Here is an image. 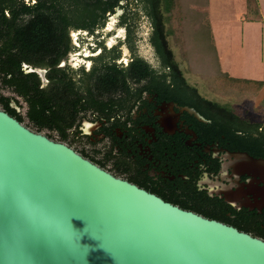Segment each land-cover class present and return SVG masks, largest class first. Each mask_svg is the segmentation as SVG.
I'll use <instances>...</instances> for the list:
<instances>
[{
  "label": "water",
  "instance_id": "obj_1",
  "mask_svg": "<svg viewBox=\"0 0 264 264\" xmlns=\"http://www.w3.org/2000/svg\"><path fill=\"white\" fill-rule=\"evenodd\" d=\"M230 158L259 212L264 159ZM0 264H264V241L113 177L0 110Z\"/></svg>",
  "mask_w": 264,
  "mask_h": 264
},
{
  "label": "trees",
  "instance_id": "obj_2",
  "mask_svg": "<svg viewBox=\"0 0 264 264\" xmlns=\"http://www.w3.org/2000/svg\"><path fill=\"white\" fill-rule=\"evenodd\" d=\"M198 3L197 0H0V88L12 94H0V108L26 127L36 132L52 131L57 134L55 141L65 142L64 129L58 125L61 119L53 117L51 120L52 113L47 115V109L52 106L53 111H58L56 108L60 107L62 112V103L74 98L76 103L81 99L94 101V92L86 90L84 98L78 91L80 86L85 88L89 85L88 80L96 78L97 82L93 85L99 86L101 96L102 91L111 96L112 92L128 88L131 82L140 80L152 86L173 85L182 92L185 102L211 120L215 131L228 138L230 150L264 159V125L249 122L229 107L201 97L193 86L186 83L174 60L169 42L174 48L182 50L178 35L191 28L189 25L193 28L194 24L191 23L197 16L191 14H207V2L202 4V8ZM245 9L244 19L247 22L261 20L257 0H245ZM117 11L120 14L116 17L115 26L123 29L124 37L107 48L101 32L108 18ZM141 15L150 26L148 43L153 49L156 67L133 53L134 34ZM204 21L207 23V20ZM69 31L86 33L100 48L99 55L93 58L92 71L81 73L78 84L72 71L55 67L68 51L73 50ZM121 44L133 56L126 66L116 63ZM180 56L184 58V53H180ZM216 65L214 72L206 75V79L209 80L210 89L218 95L237 96L243 90H250L254 95L263 85L260 81L224 75ZM25 67L44 69L46 85L41 86L38 74L25 71ZM188 70L191 71L190 68ZM239 96L243 100L250 95ZM19 101L25 106L24 115L9 105L12 102L20 108ZM190 212L264 241V209L260 213L243 210L235 213V218L223 212L206 215L196 210Z\"/></svg>",
  "mask_w": 264,
  "mask_h": 264
},
{
  "label": "flooded vegetation",
  "instance_id": "obj_3",
  "mask_svg": "<svg viewBox=\"0 0 264 264\" xmlns=\"http://www.w3.org/2000/svg\"><path fill=\"white\" fill-rule=\"evenodd\" d=\"M72 35L76 37L75 44ZM81 37L92 39L86 33L69 31L73 50L55 66L72 71L77 84L81 73L92 71L93 58L100 53L92 40L88 54L77 55L76 46L82 42ZM132 57L131 54L128 58L119 56L116 63L126 66ZM25 71L36 72L41 86L46 85L44 69L25 67ZM39 73H43V80ZM94 82L96 78L78 90L84 98L86 90L94 92V101L81 99L76 103L74 98L62 103V112L60 107L56 108L58 111H53L52 106L47 109V115L52 113L51 120L61 119L58 125L66 135L61 143L113 177L179 208L205 215L223 212L230 218L243 210L260 213L264 209L258 212L254 200L238 193L249 178L231 171L230 153L236 151L230 150L228 138L215 131L210 119L185 102L175 86H152L140 80L112 92L111 96L102 91L101 96ZM19 104L20 108L12 102L9 105L24 115L25 106L21 101ZM42 131H46L42 135L48 139L56 140L54 132Z\"/></svg>",
  "mask_w": 264,
  "mask_h": 264
},
{
  "label": "rangeland",
  "instance_id": "obj_4",
  "mask_svg": "<svg viewBox=\"0 0 264 264\" xmlns=\"http://www.w3.org/2000/svg\"><path fill=\"white\" fill-rule=\"evenodd\" d=\"M204 1L207 2V14L205 16L201 13L191 14L197 16L191 23L194 24L193 28L189 25L191 28L178 35V43L181 42L182 50L174 48L169 42L174 60L186 83L193 86L201 97L229 107L249 122L264 124V0H257L261 15L259 22H247L244 19L245 0H197L200 8L205 4ZM119 14L120 11L108 19L101 32L107 48L124 37L123 30L115 26ZM204 19L207 23H204ZM150 31L148 21L141 15L134 34L133 53L156 67L157 61L148 43ZM75 38L72 35L74 44ZM81 41L76 46V54L85 56L88 54L87 48H90L88 46L92 43V39ZM119 49L121 58L130 57L131 53L124 44H121ZM182 52L184 58L180 56ZM216 64L224 75L260 81L263 85L254 95L250 90L240 91L239 95H250L243 100L239 95H218L210 89L207 82L209 80L206 79V75L214 72ZM201 74H204L202 75L204 79ZM39 75L43 80V73ZM0 94L12 96L10 92L1 88ZM28 128L33 130L31 127ZM40 132L46 133V131Z\"/></svg>",
  "mask_w": 264,
  "mask_h": 264
},
{
  "label": "crops",
  "instance_id": "obj_5",
  "mask_svg": "<svg viewBox=\"0 0 264 264\" xmlns=\"http://www.w3.org/2000/svg\"><path fill=\"white\" fill-rule=\"evenodd\" d=\"M258 101H259V99H258ZM262 125H264V124H262Z\"/></svg>",
  "mask_w": 264,
  "mask_h": 264
}]
</instances>
